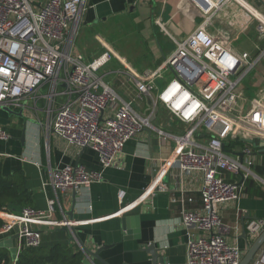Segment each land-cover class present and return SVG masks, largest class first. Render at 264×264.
Returning <instances> with one entry per match:
<instances>
[{
  "label": "built area",
  "instance_id": "obj_1",
  "mask_svg": "<svg viewBox=\"0 0 264 264\" xmlns=\"http://www.w3.org/2000/svg\"><path fill=\"white\" fill-rule=\"evenodd\" d=\"M188 1L203 16L202 23L183 39L171 37L175 50L157 68L143 74L131 70L121 73L134 84L139 97L151 100V108L162 107L187 128L180 136H170L175 143L173 166L184 174L201 176L198 209L189 207L194 197L183 190L170 198L178 206V223L186 230V264H239L243 252L237 242H228L225 236L232 231L238 240L241 227L238 223L226 226L218 208L237 202L243 194V184L230 181L231 175L242 173L243 179L251 178L264 188V176L252 171L261 165L258 154L252 155V140H264V94L253 100L247 111L237 109L242 100L240 82L250 67H242L240 59L205 30L211 16L229 0ZM84 11L83 0H0V105L19 109L24 99L49 83L51 101L58 95L67 98L51 111V132L68 146L95 153L101 170H106L128 141L150 127L149 116L135 111L136 98L121 99L98 75L110 61L109 52L85 62L67 51L70 31ZM250 16L264 41V16ZM157 81H161L160 86ZM56 87L63 90L56 94ZM201 128L203 135L196 137ZM235 138L244 144L237 145ZM8 139L0 128V141ZM227 150L241 153L242 160L227 155ZM161 175V170L156 172L139 198L119 213L155 193L166 192ZM102 180L101 171L65 164L50 171L48 185L55 194H63ZM117 197L121 203L124 192H118ZM53 212L54 201L48 200L43 211L24 207L1 220L0 241L17 236L13 239L16 255L7 264H17L22 250L40 246L34 226L69 227L65 220L52 221ZM242 228L245 242L251 244L264 230V220L248 219ZM204 233L208 235H199ZM0 264L6 263L2 260ZM250 264H264V244Z\"/></svg>",
  "mask_w": 264,
  "mask_h": 264
},
{
  "label": "crops",
  "instance_id": "obj_2",
  "mask_svg": "<svg viewBox=\"0 0 264 264\" xmlns=\"http://www.w3.org/2000/svg\"><path fill=\"white\" fill-rule=\"evenodd\" d=\"M83 4L85 11L70 31L67 51L80 55L85 62L109 52L110 61L98 75L121 99L136 98L134 109L143 117L149 116L150 127L143 128L124 145L114 165L101 170L95 153L68 146L51 132V111L57 110L67 98L58 95L51 101L49 83L24 99L21 108L11 107L14 112L22 110V117L0 108V128L9 136L7 141H0V193L5 201L0 221L24 207L43 211L46 202L53 200L51 220H65L69 227L34 226L40 235L38 248H77L84 260L72 229L79 242L92 252L103 245L112 246L99 254L108 264H151L150 255L143 251L148 245L159 249L162 264H186V230L179 225L178 206L170 198L183 190L194 197L189 207L198 209L201 176L184 174L173 166L175 143L170 136H180L187 128L162 107L151 108V100L149 104V99L139 97L134 84L121 72L131 70L143 74L157 68L175 50L171 37L179 40L189 36L202 23L203 16L188 0H83ZM250 13L264 16V0H229L205 26L219 44L240 59L242 67H250L239 86L242 100L237 109L244 112L253 100L264 94V64L255 71L264 56V41L258 37L256 20ZM62 90L56 87V94ZM199 135H203L202 128L196 137ZM237 142L240 146L244 144L241 140ZM227 152L231 157L236 156ZM257 156L261 165L252 171L264 176V156ZM65 164L81 165L86 171H101L103 180L81 188L76 196L73 190L55 194L48 185L49 173ZM159 170L167 191L155 193L119 213L139 198ZM228 179L240 183L242 178L231 175ZM248 182L253 184L249 190L246 189ZM242 184L244 191L239 200L218 209L226 226L238 223L243 231L242 225L248 219L264 220V188L251 178L243 179ZM120 191L124 192L121 203L117 197ZM7 203L14 205L10 208ZM68 212H72L71 220ZM124 217L137 219L130 225V234L121 229L120 219ZM242 231L238 240L232 231L225 239L237 242L244 254L247 243L241 238ZM199 235L206 237L208 233ZM5 255L7 264L12 256L8 250Z\"/></svg>",
  "mask_w": 264,
  "mask_h": 264
},
{
  "label": "water",
  "instance_id": "obj_3",
  "mask_svg": "<svg viewBox=\"0 0 264 264\" xmlns=\"http://www.w3.org/2000/svg\"><path fill=\"white\" fill-rule=\"evenodd\" d=\"M149 104H150V100H149ZM0 108L7 113H12L13 115H17L19 117H22V113H23L22 110H19L18 112H14V111H12V109L10 107L3 106V105H0ZM235 140L237 141L238 139L235 138ZM246 141L250 142L251 140H246ZM252 145H253L252 155L261 154L264 156V140L263 139L252 140ZM236 155L240 158V160H242V154L241 153L236 154ZM240 176L242 178L240 183H242L243 174L240 173ZM73 195L76 196V192H74ZM71 211H73V210H71ZM67 216H68L69 220H71L72 219V212H68ZM133 220H137V219L130 218V217L121 218L120 219L121 229L123 231L127 230V233L130 234L129 228H130V225H132ZM71 232H72L73 238L75 239V241L78 242L79 246L81 247V250L84 253L85 259L82 260V264H95L96 262H99L100 264H108V263L104 262L103 260H101V258L99 257V254L102 250L111 248L112 246L103 245L100 248H98L96 251L92 252L91 250H88L87 248H85L81 244V242H79L75 232L72 229H71ZM16 237L17 236H13V237H10V239H8V240L0 241V249L8 250L12 257H14L16 255V249L12 245V240L15 239ZM241 238L243 240H246L245 230L242 231ZM263 244H264V230L253 240V242L251 244H246L243 257H242L239 264H250L253 261L256 253L258 252V250L260 249V247ZM143 251L150 255L151 264H162V258L159 254V249L156 248L154 245H148Z\"/></svg>",
  "mask_w": 264,
  "mask_h": 264
},
{
  "label": "trees",
  "instance_id": "obj_4",
  "mask_svg": "<svg viewBox=\"0 0 264 264\" xmlns=\"http://www.w3.org/2000/svg\"><path fill=\"white\" fill-rule=\"evenodd\" d=\"M252 185L251 182L246 183V189L249 190ZM3 199L4 198L0 193V210L5 206V201ZM13 205L14 204L11 205L10 203H7V207L9 206L11 208ZM21 209H19V212ZM1 224L2 222L0 221V226ZM5 252L6 250H0V261L6 259ZM82 259L83 254L77 248H27L19 253L17 264H81Z\"/></svg>",
  "mask_w": 264,
  "mask_h": 264
},
{
  "label": "rangeland",
  "instance_id": "obj_5",
  "mask_svg": "<svg viewBox=\"0 0 264 264\" xmlns=\"http://www.w3.org/2000/svg\"><path fill=\"white\" fill-rule=\"evenodd\" d=\"M259 63H260V64H259ZM259 63H258L259 65L256 67L255 71L258 70L259 68H261L262 65L264 64V56L260 59ZM251 71H252V70H251ZM251 71H250V72H251ZM164 76H167V73H165Z\"/></svg>",
  "mask_w": 264,
  "mask_h": 264
}]
</instances>
